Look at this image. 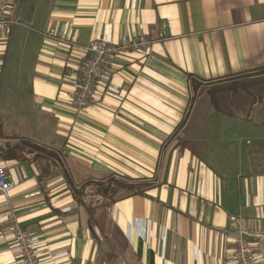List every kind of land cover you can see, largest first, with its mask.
I'll use <instances>...</instances> for the list:
<instances>
[{"label":"crops","instance_id":"obj_1","mask_svg":"<svg viewBox=\"0 0 264 264\" xmlns=\"http://www.w3.org/2000/svg\"><path fill=\"white\" fill-rule=\"evenodd\" d=\"M9 16L0 87L17 101L0 103V160L15 187L0 192V264H18L13 215L42 264H237L231 217L264 234V80L245 81L264 79V0H13ZM63 25L75 47L45 36ZM133 32L151 47L110 74L120 97L76 112L81 47ZM190 75L210 90L193 98ZM85 178L137 189L89 200L110 201L91 216L73 187ZM254 252L264 264V238Z\"/></svg>","mask_w":264,"mask_h":264},{"label":"built area","instance_id":"obj_2","mask_svg":"<svg viewBox=\"0 0 264 264\" xmlns=\"http://www.w3.org/2000/svg\"><path fill=\"white\" fill-rule=\"evenodd\" d=\"M13 9V0H0V36L8 38L12 34L14 21L9 14ZM45 36L69 48L77 45V39L71 26L63 25L46 31ZM151 41L143 34L133 32L124 35L116 43L108 36L97 37L87 46L81 47L79 60L75 64L77 74L68 81L73 93L71 106L78 113L97 110L106 96L119 98L117 89L110 81V74L122 69L129 63L130 53L146 51ZM15 187L9 178L5 164L0 160V192L8 197ZM12 238L19 254L18 264H42L35 249L36 240L17 223L14 215ZM235 233L233 252L237 264H259L254 252V244L264 238V234L249 230L238 217H231ZM251 239V240H248Z\"/></svg>","mask_w":264,"mask_h":264},{"label":"rangeland","instance_id":"obj_3","mask_svg":"<svg viewBox=\"0 0 264 264\" xmlns=\"http://www.w3.org/2000/svg\"><path fill=\"white\" fill-rule=\"evenodd\" d=\"M254 76H252V78H250V76H247V80H245V79L244 80L250 81V82L264 80L261 77H256V78H259V79H256V78H254ZM198 85H197L198 88L196 90H192L193 91V98L201 96V94L205 93L206 90H210V88H211V87L201 86L202 84H200V86H198ZM5 86H6V83H3L2 86L0 87V89H1L0 103L1 104L7 103V102L12 103V102L17 101L15 99L13 89L7 88V87L4 88ZM45 157H46V153H44V158ZM59 170L65 171L66 173H69L68 169H67V165L65 163H62L61 167H59ZM126 185L128 186L131 184L129 181H124L123 179H120V178L119 179L118 178H111V179H108V180L102 181V182H90L87 178H85L83 180L76 181V184H74L73 187H74V189H76L81 200H83V202L87 201L88 206L91 209L97 211V208L99 206L100 207L102 206L105 208L110 203V201L106 199L107 200L106 202L95 203V202H89V200H94V199L99 200V197L101 195L102 196L104 195L105 198L112 199V197L117 192H119L120 190L130 191V190H127L125 188L122 189V186H126ZM93 196H96V197L93 198ZM84 204L87 205L86 203H84ZM101 221H102V219H101ZM106 234L109 236L108 239H113V240L117 241V243L120 247L118 254L120 252H122V249L124 248V244H123L122 238H120V234L117 233V231L112 226H109V225H108L107 231L104 232V236ZM113 256L115 257V254H113ZM118 262H119V259L115 260V258H113V264H118ZM120 262H121V260H120Z\"/></svg>","mask_w":264,"mask_h":264},{"label":"trees","instance_id":"obj_4","mask_svg":"<svg viewBox=\"0 0 264 264\" xmlns=\"http://www.w3.org/2000/svg\"><path fill=\"white\" fill-rule=\"evenodd\" d=\"M189 79H190V86H191L192 90H196L198 88L197 85L199 84V81L196 80V78L194 76H191V75H190V78ZM0 135H1V131H0ZM6 157H8V158H14L15 156L14 155H7ZM122 188L129 189L130 191H134V190L136 191V189H137V187L135 186L134 183L131 184V185H128V186L127 185L126 186H122ZM75 194H78V193H76V191H75ZM79 203L81 205H85L81 200H79ZM88 211L91 214V216L95 212V210H93L91 208H88Z\"/></svg>","mask_w":264,"mask_h":264}]
</instances>
